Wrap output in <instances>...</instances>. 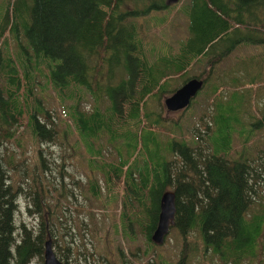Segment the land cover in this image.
<instances>
[{"label": "trees", "instance_id": "trees-1", "mask_svg": "<svg viewBox=\"0 0 264 264\" xmlns=\"http://www.w3.org/2000/svg\"><path fill=\"white\" fill-rule=\"evenodd\" d=\"M189 1L182 6L189 35L175 50L169 47L156 57L155 47L145 44L138 18L169 8L168 0L7 1L0 15V264H28L34 257L44 264L50 237L57 255L71 264L61 243L69 228L58 229L52 219L56 210L45 199L43 184L41 189H25L15 183L2 149L24 119L40 140L57 137L50 108L35 92L37 72L73 100L65 122L76 128L89 162L103 174L105 188L121 186L116 190L122 196L120 229L129 234L138 227L153 246L161 196L173 189L172 226L183 240L197 232L204 253L211 251L226 264H263L264 161L248 155L246 147L237 156L227 154L235 132H244L237 125H244L246 97L238 89L243 78L259 77L260 71L246 77L231 74L236 92L228 99L229 74L219 69L244 42L264 43V0ZM9 32L26 41L20 42L23 65L4 54ZM196 63L208 65L209 74H191ZM193 77L204 79L211 95L207 130L193 135L194 141L182 133V122L167 126L161 114V97ZM175 79L181 81L173 85ZM80 89L92 98L88 107L81 104ZM152 96L161 108L148 105ZM246 115L255 135L256 128L264 127V114ZM218 128L220 137L212 138ZM108 147L115 157H107ZM88 190L100 195L97 178L89 181ZM20 194L30 201L29 212L40 215L38 228L16 223ZM192 245L183 247L174 264H191L190 255L199 249Z\"/></svg>", "mask_w": 264, "mask_h": 264}, {"label": "rangeland", "instance_id": "rangeland-1", "mask_svg": "<svg viewBox=\"0 0 264 264\" xmlns=\"http://www.w3.org/2000/svg\"><path fill=\"white\" fill-rule=\"evenodd\" d=\"M7 1L0 0V15L6 12ZM189 3V0L172 1L169 3V8L153 10L145 17L138 18L143 24L142 36L147 48L155 47L152 51L153 57L167 51L169 47L175 50L181 41L187 38L189 18L182 10V6ZM18 36L20 34L8 33L7 42L4 43L6 45L4 54L9 52L17 64L23 65L25 60L20 52V42L26 44V41ZM252 55L257 56L258 59L249 57ZM244 64L251 67L246 66L245 69ZM209 69L208 65L196 63L191 67L190 73L204 72L207 76ZM219 71L229 74L226 76L228 81L226 87L230 86L226 89L228 99L236 92L235 86L230 82L231 74H241L246 77L260 71L259 77L243 78L244 82L241 84L243 87L238 89L246 97L245 111L241 115L244 125H237V128L243 129L244 132H235L232 147L227 154L237 156L246 147L248 155L262 156L259 157L258 162L264 161V151H262L264 127L256 128V134L251 135L252 126L247 124L250 118L246 115L247 111L256 116L264 114V43L244 42L225 62L224 69ZM180 81L175 79L173 85ZM209 86L204 84L191 104L181 110H168L165 105L166 96L161 97L162 108L155 96L149 98L147 103L152 108H161L167 126L177 121L182 122L184 124L182 133L187 137L190 136L194 141L193 135H203L207 130L206 124H209L206 120L211 106V95L206 93ZM34 87L36 94L43 97L56 121L57 137L50 141L40 140L24 119V122L16 128L15 135L5 139L3 154L15 183L22 184L25 189L30 187L41 189L40 186L43 184L45 199L49 200L52 208L56 210L52 219L58 229L69 228L70 233L61 243L62 250L68 254L71 264H174L181 256L183 247L192 244V246L197 245L199 249L190 255L191 264H226L211 251L204 253L203 242L197 232H192L183 240L180 233L172 226L166 240L163 243L153 241L152 246L138 227L134 233L129 234H126L123 228L120 229L122 196H118L116 190H122L121 186L116 187L115 191L105 188L103 174L97 170L95 164L89 162L90 155L76 128L73 125L69 128L65 122V115H68L70 109L69 104L73 100L69 96H62L47 76L41 75L40 72H37ZM79 94L81 104L88 107L92 103L89 93L80 89ZM238 98H241V95ZM251 98H254V101ZM219 134H221L220 128L216 129L211 137L219 138ZM247 139L249 142L245 143ZM105 154L108 158L115 157V151L110 147L106 149ZM42 156L45 165L42 163ZM94 178L99 180L102 187L98 196L88 190L89 181ZM261 184L264 186V180ZM18 202L16 223L19 225L24 221L38 228L40 215L29 212L28 198L20 194ZM262 263L264 264V252ZM28 264H39V258L34 257ZM254 264L260 263L256 260Z\"/></svg>", "mask_w": 264, "mask_h": 264}, {"label": "water", "instance_id": "water-1", "mask_svg": "<svg viewBox=\"0 0 264 264\" xmlns=\"http://www.w3.org/2000/svg\"><path fill=\"white\" fill-rule=\"evenodd\" d=\"M178 0H168V3ZM204 79L193 77L179 86L174 92L165 97V105L168 110L175 111L188 107L198 91L203 87ZM176 192L173 189L166 190L160 201V213L156 228L152 233L155 243H163L175 223ZM44 264H67L56 253L52 237L45 243Z\"/></svg>", "mask_w": 264, "mask_h": 264}]
</instances>
